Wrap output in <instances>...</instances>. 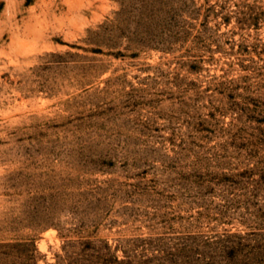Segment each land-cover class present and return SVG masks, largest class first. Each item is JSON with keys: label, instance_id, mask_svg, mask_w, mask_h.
Segmentation results:
<instances>
[{"label": "rangeland", "instance_id": "rangeland-1", "mask_svg": "<svg viewBox=\"0 0 264 264\" xmlns=\"http://www.w3.org/2000/svg\"><path fill=\"white\" fill-rule=\"evenodd\" d=\"M0 264H264V0H0Z\"/></svg>", "mask_w": 264, "mask_h": 264}]
</instances>
